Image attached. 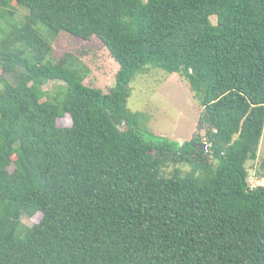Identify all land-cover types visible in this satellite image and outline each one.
I'll list each match as a JSON object with an SVG mask.
<instances>
[{"label":"trees","instance_id":"1","mask_svg":"<svg viewBox=\"0 0 264 264\" xmlns=\"http://www.w3.org/2000/svg\"><path fill=\"white\" fill-rule=\"evenodd\" d=\"M61 33L100 41L113 88L54 56ZM149 69L194 95L191 139H144ZM263 130L264 0H0V264H264Z\"/></svg>","mask_w":264,"mask_h":264},{"label":"rangeland","instance_id":"2","mask_svg":"<svg viewBox=\"0 0 264 264\" xmlns=\"http://www.w3.org/2000/svg\"><path fill=\"white\" fill-rule=\"evenodd\" d=\"M23 13L22 10H20ZM211 20L215 21L213 17ZM54 56L59 57L64 52L76 55L90 70V74L84 81V85L100 89L107 93L115 85V76L118 64L110 57L108 51L99 40L92 38L90 41H82L66 33H61L53 43ZM60 82H48L44 86L47 93L54 92ZM131 95L127 101V109L132 113H143L150 117V122L141 124L144 139L148 142H156L160 139H169L180 144L191 139L197 133L198 118L201 108L194 99L187 84L178 76L167 74L161 70L149 69L143 75H139L134 83H131ZM68 120L59 121V126H68ZM204 132H201L203 135ZM264 159V130L257 158L254 163L249 162L248 183L251 187L264 186L259 178L261 162ZM178 168V167H177ZM175 167L170 165L164 170L165 176H170ZM181 173H185L188 167H179ZM264 180V179H263ZM40 221V215L23 217L22 222L31 226Z\"/></svg>","mask_w":264,"mask_h":264},{"label":"built area","instance_id":"3","mask_svg":"<svg viewBox=\"0 0 264 264\" xmlns=\"http://www.w3.org/2000/svg\"><path fill=\"white\" fill-rule=\"evenodd\" d=\"M205 149H207V147H205Z\"/></svg>","mask_w":264,"mask_h":264},{"label":"water","instance_id":"4","mask_svg":"<svg viewBox=\"0 0 264 264\" xmlns=\"http://www.w3.org/2000/svg\"><path fill=\"white\" fill-rule=\"evenodd\" d=\"M264 182V180H262Z\"/></svg>","mask_w":264,"mask_h":264}]
</instances>
